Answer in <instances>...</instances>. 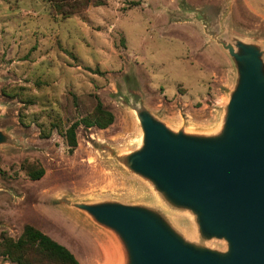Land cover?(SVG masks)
Segmentation results:
<instances>
[{
	"label": "rangeland",
	"instance_id": "rangeland-1",
	"mask_svg": "<svg viewBox=\"0 0 264 264\" xmlns=\"http://www.w3.org/2000/svg\"><path fill=\"white\" fill-rule=\"evenodd\" d=\"M211 33L264 49V0H106L72 14L53 0H0V130L11 138L0 146V244L30 225L79 264L106 254L123 264L116 236L72 206L101 201L158 207L196 237L192 216L165 207L120 158L141 144L137 106L175 130L219 131L237 74ZM98 101L114 123L80 126L71 151L65 131Z\"/></svg>",
	"mask_w": 264,
	"mask_h": 264
},
{
	"label": "water",
	"instance_id": "water-1",
	"mask_svg": "<svg viewBox=\"0 0 264 264\" xmlns=\"http://www.w3.org/2000/svg\"><path fill=\"white\" fill-rule=\"evenodd\" d=\"M210 35L237 74L219 131L175 130L137 106L141 144L120 158L165 207L192 216L196 237H187L158 207L72 204L116 236L123 264H264V49ZM10 143L0 130V146ZM210 241L226 247H211Z\"/></svg>",
	"mask_w": 264,
	"mask_h": 264
},
{
	"label": "trees",
	"instance_id": "trees-1",
	"mask_svg": "<svg viewBox=\"0 0 264 264\" xmlns=\"http://www.w3.org/2000/svg\"><path fill=\"white\" fill-rule=\"evenodd\" d=\"M106 0H53V8L57 14H72L85 11L90 6H103ZM115 121L113 113L98 101L94 112L75 121L66 131L65 138L70 150L77 147V129L85 128L106 129ZM42 169L33 172L31 178H42ZM0 255L17 264H79L74 254L64 245L53 240L48 235L27 225L18 240L5 238L0 244ZM40 259L37 260L35 256Z\"/></svg>",
	"mask_w": 264,
	"mask_h": 264
},
{
	"label": "bare ground",
	"instance_id": "bare-ground-1",
	"mask_svg": "<svg viewBox=\"0 0 264 264\" xmlns=\"http://www.w3.org/2000/svg\"><path fill=\"white\" fill-rule=\"evenodd\" d=\"M191 234V233H190ZM102 246L104 247L105 245L104 244H102ZM104 260H105V263L106 264H113V263H115V262H117L118 261V259H117V257H115L114 256V258H108V255L106 254L105 255V257H104Z\"/></svg>",
	"mask_w": 264,
	"mask_h": 264
}]
</instances>
